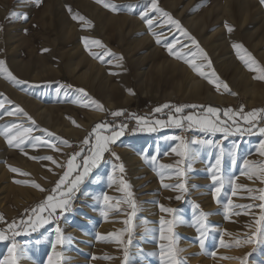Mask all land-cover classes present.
<instances>
[{"label": "rangeland", "instance_id": "374dc122", "mask_svg": "<svg viewBox=\"0 0 264 264\" xmlns=\"http://www.w3.org/2000/svg\"><path fill=\"white\" fill-rule=\"evenodd\" d=\"M246 1L158 0L159 8L170 13L184 28L188 19L193 17L204 22V31H196L192 35L211 61L212 68L205 67L202 70H214L220 81L228 84L229 92L223 87L217 90L215 83L210 84L208 79L196 73L184 59L170 55L163 42L158 44L151 35V32H156L165 38L164 42L171 43L178 37L175 28L170 30L161 23L154 26L151 32L148 26L141 29L140 24L146 23L139 13L150 8V0H109L115 5L114 9L104 7L97 0H42L39 6L36 0H0V59L6 61V67L12 66L13 61L28 60L32 56L34 60L37 56L38 63L39 59H45L47 55V51L42 50L52 47L60 54H67L71 47L77 51L82 50L86 59L100 65V70L93 77L73 81V88L61 89L59 92L57 89L61 84L57 79L47 82L48 90L33 88L39 84H32L29 80L17 78L21 82H27L19 84L9 80L13 90L22 89L24 94L39 96L43 100L41 104L52 106V114L46 122L49 125L48 133H56L57 137L69 141L71 147L56 141L60 151L42 143L34 149L25 142L20 149L10 146L6 135H0V215L4 218L0 221V230L7 231V224L13 221L18 224L20 219H27L25 210L32 209L51 194V188L66 170V167L62 169L57 164L66 165L69 154L81 147L87 148L81 141L95 124L108 121L127 125L124 135L109 145L111 151L119 155V160H115L110 152H105L101 163L82 182L69 210L59 220L65 236L75 232L85 236L74 238L75 243L69 244L68 248L65 245L57 246L56 251L61 253L56 258L58 264H148L151 261L162 264L161 251L165 253L164 259H168L170 249L176 250L180 264H264V220L261 219L264 212L259 207L264 204V200L259 198L264 195L261 191L264 189V173L261 172L264 157H260L257 152L260 141L264 140V136L258 131L259 127H264V112L257 113L256 130L243 135L220 132L209 134L201 131L198 125L189 128L186 120L182 121L183 127L169 125L157 127L155 132L140 131L139 128L143 125L137 124L132 115L144 117L149 121L148 126H155V120L166 121L169 114H205L200 107L185 108L177 114L175 106L179 105L217 107L221 109V122L226 119L222 114L223 110L229 107L239 109L242 105L245 112L264 109V80L255 78L259 76V72L250 70L244 63H238L240 66L236 70L221 66L220 61L216 60L218 51L210 50L213 43L220 45V52L226 49L223 42H227L226 24L232 28L231 32L238 43H250L248 31L240 27L243 16L245 24L252 25L250 30H258L257 35L264 37V5L261 8L260 0ZM225 3L228 4L229 16L226 23L222 18ZM89 6L92 11L88 9ZM99 12L112 19H97ZM73 15L77 19H73ZM25 16L26 19L23 18ZM80 16L84 20H80ZM132 17H139L138 22H125V27L119 24L120 21L116 22L118 18L130 21ZM149 18L162 22L166 20L155 10L149 12ZM88 21L91 23H86ZM67 23L74 24L79 33L66 36L64 26ZM119 25L122 26L121 30ZM101 27L104 28V33L107 32L98 37L104 47L90 45L86 50L82 37L97 39L89 33L100 31ZM110 29L115 32L112 33ZM145 34L149 35L147 41L139 45V39ZM180 40L182 44L186 43L185 39ZM152 42L154 46L151 48L156 47V50L149 47ZM28 45L32 48L26 47ZM189 47L196 52L195 47ZM18 48L20 51H17ZM28 49H34L35 54L28 53ZM109 50L115 55H105ZM176 50L181 51L180 46ZM262 50L264 43L260 47V51ZM250 54L257 62L255 68L264 67V58L254 52ZM100 56L104 57L103 61ZM108 60L112 63L109 64ZM53 61L59 62L57 57ZM65 61L61 63L64 71L67 70ZM196 62L200 64L202 60L197 59ZM203 63L206 65L207 61ZM194 81L200 84L197 91L193 90ZM78 88L85 89L90 97L102 105V109L95 105L85 106L81 102L82 94L75 91ZM127 89H132L134 94H130ZM209 95L220 98L221 101L211 99ZM166 103L170 105L169 108L162 109L160 113L153 112V109ZM119 109L124 110L121 116L110 115L111 111ZM2 112L0 111V118L4 115ZM89 112H96L98 117L80 136L83 120ZM237 119L241 125L247 126L239 117ZM11 124L16 123L12 120L4 123L0 121V132L6 131ZM52 127L56 131H52ZM33 134L40 135L34 131ZM110 134L101 132V135ZM12 135L16 133L13 132ZM176 136L182 140L173 139ZM55 137L54 134L48 138L54 140ZM197 139L212 140L219 144L193 143ZM92 143H95L94 137ZM181 143L187 146V151L184 155H177L172 149L178 148ZM234 145L235 163L231 158ZM221 152L220 174L225 183L219 196L214 198L212 192L217 184L211 180L212 173L208 169ZM49 155L57 163L32 158ZM152 155L157 156L155 162L151 160ZM128 157L130 161L126 160ZM245 159L252 162L250 166L244 165ZM119 164H123V172L116 167ZM161 165L171 167L163 168ZM12 168H17L20 172H13ZM229 177L238 186L228 183ZM133 178L137 181L133 182ZM117 179L125 182L118 195L111 189ZM16 181H32L49 191H41L32 183L21 184ZM180 184L184 185L183 190L178 187ZM104 194L112 197L107 204L102 199ZM178 196L181 198L177 199ZM161 205L175 211H162ZM105 211L107 216L102 215ZM201 212L209 213L203 228V246L200 243V233L193 226L194 219ZM162 218L165 222L173 223L162 225ZM54 226L50 223L35 233L15 237L23 248L17 264H46L52 252L51 241L55 239ZM162 228L163 235L169 239L161 238ZM18 230L22 232V229ZM11 242V239L0 241V260L8 255ZM186 246L190 248L187 249ZM65 247L70 250V259H67Z\"/></svg>", "mask_w": 264, "mask_h": 264}, {"label": "snow or ice", "instance_id": "6c2138e0", "mask_svg": "<svg viewBox=\"0 0 264 264\" xmlns=\"http://www.w3.org/2000/svg\"><path fill=\"white\" fill-rule=\"evenodd\" d=\"M42 2V0H36L37 6ZM261 4H264V0H260ZM97 3H101L104 7L109 9H114L115 5L110 3L109 0H97ZM157 11L162 14V17L166 18L165 21L160 20H154L153 18H149V12L151 11ZM69 11H71V8L69 6ZM141 19H144L146 25L148 26L150 32L151 29L156 26L157 24L163 23L165 26L169 27L171 30L174 26L175 30L178 31L183 37H187L188 41H190L191 45L197 49L196 52L192 51V48L189 47L188 43H181V40L179 37L174 39L171 43L164 42V39L160 34L156 32H151V35L155 38L156 42L162 43L165 49L169 52L170 55H173L174 57L178 59H184V62L188 64L196 73H198L201 77H204L208 79V82L210 84L215 83V87L217 90H219L221 87L225 89L226 91L230 92L229 86L226 82H221L217 74L214 70L211 72H206L202 69L205 67L211 69V61L207 56V53L202 49L198 43V41L193 37L187 29H185L178 20L174 19L170 13L164 11L163 9H160L158 6V0H150V8L146 9L145 11H141L139 13ZM23 18H27L26 16ZM73 19H77L76 15H73ZM80 20H84L83 16L79 17ZM86 23H91L90 21ZM226 28L229 32L232 31V28L229 27L226 24ZM82 41L84 43V47L86 50L89 49L90 45H96L100 47H104L102 45V42L99 39H90L89 37H82ZM177 46H180L181 51H177ZM234 49H242L243 45L240 43H234L233 44ZM187 53V58H185V51ZM42 51H48V49H43ZM98 55V54H94ZM105 55H115L109 51L105 53ZM101 61H103L104 57H99ZM238 58L243 61V63L253 71H258L259 76L255 77L257 79L264 80V67L261 68H255L256 65L255 59L251 56L250 53H247L245 55H239ZM122 59V57H121ZM201 59L202 62L200 64H197L196 60ZM203 61H207V64L205 65ZM108 63L111 64L112 61L108 60ZM0 73L6 74V79L15 82L16 84L19 83H27V82H21L19 81L12 72L7 69L6 67V61L3 59H0ZM38 87L39 85H34ZM73 88L72 85H65L61 84L60 87L57 89L59 92L61 89H71ZM75 91L81 93V102L85 103V106L87 105H95L96 108L102 109V105L98 103L94 98L90 97L86 90L83 88L75 89ZM127 91L130 94H134L132 89H127ZM232 95H236V93H231ZM3 94H0L2 96ZM7 103L11 104V101H7ZM169 104H164L162 106H158L155 109H153L154 113H160L162 109L169 108ZM197 107H200L202 111L205 113L203 116H194L192 114H189L187 116H176L173 114L168 115V119L165 120H155L153 123L155 126H148L149 121L146 120L144 117L136 116L135 114H132L133 117L136 119L137 124L143 125L139 128L140 131H148V132H155L157 131V127H168L169 125H173L176 127H183L182 121H188L189 122V128H191L194 125H198L200 130L209 134H214L217 132L224 133V134H235L240 133L243 135L244 133H252L257 128L256 120H257V113L264 112V109H254L252 111L245 112L243 106L241 105L239 109H232L231 107L223 110V116L226 118L223 122H221V109L213 106H197L195 104L192 105H179L175 106V113H181L185 108H192L195 109ZM5 108V100L0 99V109ZM124 110L119 109L115 111H111L110 115L113 117H119L123 114ZM22 113L23 116H25L29 121L32 122L33 125H35V121L32 119L31 116L28 115L27 112H24V110L16 105L14 107L13 111H7V115H15ZM237 117L240 118L244 122L243 126L241 125L240 121L237 119ZM72 122L75 124V120H72ZM231 122V125L229 124ZM127 125L123 123H113V122H102L97 123L95 126L91 129V131L88 133V135L84 138L83 141H81L82 145H86L87 148L81 147L78 151H75L71 154H69V158L65 163H58L57 166L64 169L66 167V170L63 171L62 175H60L59 179L56 181L54 187L51 188L50 193L48 196L45 197L43 201H41L39 204H37L35 207H33L30 210H25V216L27 219H20L18 224L16 221H13L10 224H7V231L0 230V241L3 240H9L11 239V244L8 247V255L4 257L3 260H0V264H17L19 255L22 253L23 248L15 240V237L21 235V234H28V233H35L38 229L42 228L44 225L54 224V235L55 239L51 241V248L52 252L47 258L46 264H58V261L56 258L61 256L60 252H57V246H64L66 243L71 241L70 236H65L63 234V230L59 226V220L63 217L64 213L69 210L70 204L77 194L80 185L82 182H84L85 178L89 176V174L93 171V169L97 168V166L101 163L102 158L104 156L105 152H110L111 156L115 160H119V155L115 152H112L109 145L114 144L119 137L124 135V129H126ZM33 127H26L23 124H11L6 131L0 132V135H6L8 137L7 143L10 146H14L16 148L22 149L25 145V142H27L32 148H37L42 143L43 145H46L48 148L55 149L56 151H60V149L57 147L56 141H59L60 144L71 147L69 141L63 140L59 137H55L54 140H49L45 136L41 135H34L33 134ZM110 132V135H101V132ZM259 134L264 136V127L258 128ZM15 132L16 135H12V133ZM43 132L47 133L48 137H52L54 134L48 133L47 129H44ZM95 139V143H92V139ZM173 139L181 141L182 138L179 136L173 137ZM193 143L201 144V145H217L219 142L212 141V140H206V139H197L194 140ZM179 148V150H178ZM178 148H173L172 151L175 152L177 155H184L187 151V146L184 143H181ZM257 152L260 157H264V140L260 141V144L257 147ZM90 153V154H89ZM222 155L217 154L215 158V162L211 164V167L208 169V171L211 174V180L217 184V186L213 189V197L216 198L219 196L221 189L225 183L224 177L220 174L221 173V165H222ZM235 157H236V146L234 145L233 151L231 152V158L232 162L235 163ZM33 159L37 160H49L53 163H57L55 160H53L52 156H37L32 157ZM79 158V161L78 159ZM151 160L155 162L157 160L156 155L151 156ZM251 161L248 159L244 160L245 166H250ZM116 167L119 168L120 172L124 171L123 164L116 165ZM163 168L171 167L170 165H161ZM13 172H20L17 168L11 169ZM261 172L264 173V164H261ZM27 175V173H24ZM109 179L111 180L112 177L109 176ZM17 183L26 184V183H32V185L41 190V191H49L48 189H43L39 184H36L32 181H16ZM228 183L235 185V181L229 177ZM121 184H124L125 182L121 179ZM164 187H170V185H163ZM179 188L182 190L184 189V185L180 184L178 185ZM264 192V189L261 190ZM177 199H180L181 197H176ZM260 200H264V195H261ZM105 204L109 202L112 197L108 196L107 194H104L102 197ZM229 204H231V200H229ZM135 207V205H133ZM198 207V206H197ZM264 212V204H261L259 206ZM161 210L165 212H174V209L170 208H164L161 205ZM225 211H227V205L225 206ZM107 211L103 212L102 215L107 216ZM209 215V213H203L201 212L198 217L194 219L193 226L197 227V231L200 233V243L201 246H203V238H204V232L203 228L205 226V219ZM261 219L264 220V215L261 216ZM4 218L2 215H0V221H3ZM6 223V222H5ZM127 223V221H126ZM168 223L171 225L172 221L165 222L163 218L161 219V224ZM19 229H22V232ZM169 232H171V228H169ZM8 233H11L9 236ZM99 235V234H98ZM112 235V234H109ZM161 238L162 239H169L168 236L163 235V228L161 229ZM37 243H40L39 240L36 241ZM239 244V241H237ZM163 248V246H161ZM161 258H162V264H180V261L178 260V257L176 256V250L170 249L168 252V259H164L165 253L161 251Z\"/></svg>", "mask_w": 264, "mask_h": 264}, {"label": "bare ground", "instance_id": "6f19581e", "mask_svg": "<svg viewBox=\"0 0 264 264\" xmlns=\"http://www.w3.org/2000/svg\"><path fill=\"white\" fill-rule=\"evenodd\" d=\"M248 1L249 0H247L246 3H248ZM263 5L264 4L260 5L261 8ZM89 7L90 8H88V9L92 11V7L91 6H89ZM227 12H228V4L225 3L223 5V10H222V18L225 20V23L229 21V16L227 15ZM244 12H245V10H244ZM98 17L101 19L104 18V20L105 19H109V20L112 19V18H107L106 16L102 15L101 12H99V14L96 18L98 19ZM137 19L139 20V17L138 18L132 17V18H130V21H127L126 18H118V19H116V22L120 21L119 24H121L125 27L126 26L124 24L125 22H129L132 24V23L136 22ZM129 23H127V24H129ZM114 25H116V23H114ZM121 25H119V27H118L120 30L122 28ZM134 25L135 24H133V26ZM140 25L142 27V28L140 27L141 29H144V27L147 26L144 23H141ZM251 26H252L251 24H245V16H243V18L240 21V27H243L246 31H248V33L250 35L249 37L251 38V41L248 45L247 44L243 45L242 49H234L233 48V44L238 43V41H236L234 39L232 32H229L227 29H226L227 30L226 31L227 42L223 41V42H225L226 49L224 48L225 50H221V52H220V50H218V48L220 47L219 44L213 43L210 46L211 47L210 50L218 51V54L216 56L217 57L216 60L220 61L219 63L221 64V66L224 65V66H228L229 68L232 67L234 70H236L240 66V65H238V63H240V64L243 63V61H241L238 58V54L239 55H245L246 52L247 53L254 52L255 54H258L262 58H264V50L260 51V47L264 43V37L262 35H257L258 30H256V29L254 31L250 30ZM113 27H115V26H113ZM131 27H132V25H131ZM113 29L115 30V28H113ZM172 29H174V26ZM185 29H187L191 35H193V33L196 31H198V33H201L205 29L204 28V22L202 20L196 18V17L190 18V19H188V23L186 24ZM64 30H65L64 34L66 36H68L70 34L72 36L73 35L75 36L76 34L79 33L77 28H75L74 24L73 25H69V23L65 24ZM110 30H112V29H110ZM114 30H112V33L115 32ZM123 30H125V29H123ZM146 31H148V30H146ZM146 31H145V33H146ZM89 32H90V30H89ZM116 32H118V31L116 30ZM102 33L107 34V32L104 33V28L101 27L100 31H92L89 34L91 35V37H96L98 39V37H100V34H102ZM125 33H126V31H125ZM122 34H123V32H122ZM211 34H210V36H211ZM177 35H178V37H180V39H185V42L188 43V45H191V43H190V41H188L187 37H183L179 32L177 33ZM148 36H149L148 34L147 35L145 34L144 37L142 36V38L139 39V43H141L139 45H143L142 43L143 42L145 43L147 41L146 39L148 38ZM153 44L154 43L152 42L149 47L151 48L152 46H154ZM223 45H224V43H223ZM26 47H29V45ZM29 48H32V47L30 46ZM74 49L75 48L71 47L68 49L67 54H64L63 52H61V54H60V52L58 53L56 51V48H53V47L48 48L47 55H45L46 56L45 59H39L38 63H36V61H37L36 57L37 56H35V60L33 59V56H32L28 60L13 61V65L12 66L9 65V68L7 67V69H9L11 72H14V76L16 78H21L23 80H29L28 82H30L32 84H39L38 87L34 86L33 88L39 89L41 87L43 89L48 90V83L47 82H50L52 79L53 80L54 79L59 80L60 84L72 85L73 81L87 80L89 77L90 78L93 77L95 72L100 70V68H99L100 65L98 66L97 62H95L93 60L86 59V57H84L82 55V52H81L82 50L77 51ZM151 49L156 50V47H153ZM33 50L34 49H28V53L35 54V52ZM17 51H20V49L18 48ZM195 51H197L196 48H195ZM56 57L59 60L58 63H54V61H53L54 58H56ZM63 60H66L65 65L67 67V70H65V71L63 70L64 67H62V69H61V63H63ZM33 61H35V62H33ZM60 71L62 72V74ZM29 75H33V76L29 77ZM48 75H52V77H50ZM198 83L199 82L194 81L193 90L197 91L198 89H200V84H198ZM205 88H207V87H205ZM23 92L24 91L22 89L13 90V87L11 86L10 81L8 79H6L5 73H0V94H3L0 97L5 100V108L0 109V111H3L2 113H4V115L0 118V121H2L4 123L8 120H12V122H14L16 124H23L24 126L33 127L35 133H39L41 136H43L45 134L44 136L46 137L47 133L43 132V130L48 129L49 125L48 124L46 125V122L49 121L50 116L52 114V106L41 104V103H43V100L39 96L33 97L31 94H29V93L24 94ZM194 98H197V97L195 96ZM209 98L218 99L219 101H221L220 98H213L210 95H209ZM209 98H207V99H209ZM7 101H11V104L7 103ZM16 105L20 106L24 110V112H27L28 115L32 117V119L35 121V125H33L32 122L29 121L25 116H23L22 113L11 115V116L6 114L7 111H13L14 107ZM97 117H98V114L96 112H94V113L89 112L86 115V118H85V120H83V125L80 129V132H79L80 136H82L88 130V128L90 127V124L93 123V121ZM52 131H56V129L54 130V128L52 127ZM52 134H55V136L57 137L56 133H52ZM48 139L51 140L50 138H48ZM125 158H126V156H125ZM129 158L130 157H128V159H126V160L128 161ZM133 172H135V171H133ZM120 181H121L120 179H117L115 182V186L111 188L112 191L116 195L121 193L123 190V184H121ZM136 181H137V179L133 178V182H136ZM102 228H105V227H102ZM72 231H71V233H72ZM75 233H72L69 235L72 239L70 242L65 244V246L67 248L69 247V244L75 243L74 238H76V237L82 238L85 236V235H82L80 233H76V234ZM67 248H66L65 252L67 254V259H70V250ZM183 248L185 249V247H183ZM186 248L189 249L190 246L189 247L186 246ZM148 264H157V263H156V261H151Z\"/></svg>", "mask_w": 264, "mask_h": 264}]
</instances>
